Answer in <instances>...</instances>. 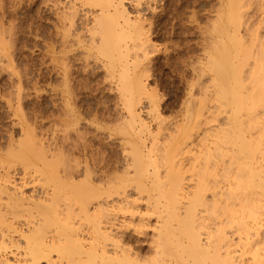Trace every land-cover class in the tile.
Masks as SVG:
<instances>
[{"label": "bare ground", "instance_id": "1", "mask_svg": "<svg viewBox=\"0 0 264 264\" xmlns=\"http://www.w3.org/2000/svg\"><path fill=\"white\" fill-rule=\"evenodd\" d=\"M152 1L6 0L10 15L33 10L37 46L36 68L17 72L12 50L7 75L18 98L28 69L32 89L50 75L52 135L48 148L21 133L8 151L45 194L0 172V264H264V18L246 15L250 0H218L199 68L209 80L196 100L190 83L180 116L167 119L146 82L153 35L193 21L195 0ZM3 16L0 60L5 39L14 48L18 38ZM99 72L113 102L92 108L82 92L97 91Z\"/></svg>", "mask_w": 264, "mask_h": 264}, {"label": "rangeland", "instance_id": "2", "mask_svg": "<svg viewBox=\"0 0 264 264\" xmlns=\"http://www.w3.org/2000/svg\"><path fill=\"white\" fill-rule=\"evenodd\" d=\"M2 1H1L2 3L1 2L0 3L1 4L4 3L2 6L5 9L0 7V13H1L0 17L4 15L3 17L6 20V17H5V15H6L7 19L10 18V20H11L10 22H12L16 27L14 29L12 28L13 31L15 29H17V31L14 32L15 33L14 37L16 38V36H17L18 38L16 40L17 42H15V40H14V42L16 43V45L14 44V48L12 47L13 46L12 42H9L10 39L8 40V37H7L8 41H6V39H5V45L4 46L7 48L6 52H8V51L9 52H8V55L1 56V60H0V148H1L0 149V161L1 160L3 162L5 161L4 164H2V161L0 162V172L3 173L6 169H8V171L7 170L6 171L9 172L8 174H10V176H12L13 179H16L17 181L20 179H23L26 182V184L23 188L25 194H27V195L32 194L34 196H37L40 193H42V195H43V194H45V190H44L45 186H43L41 184L42 181L36 180V179H38L39 174L35 173L36 171H34V168H32L31 166H29V167L32 169H30L29 167L27 169H25L23 167L22 163H20L19 161L17 162L16 160H10V158L8 156V153H9L8 151L10 149H12V147H14L13 149H15V145H17L18 139L21 138V133H22V137H23V135L26 134L25 132H27V134H32L34 132L33 135L34 134L36 136L39 135V137L38 136L37 137L43 139L42 140L43 144H45V146L46 147L48 146V148H49L48 142H51L50 136L52 135L51 134L52 131H50V130H52V126H50L51 125V123H50L51 117L49 116L50 115V109H51L50 108L51 107V104H50V102H51V91H48V90H50L49 88H50L51 78H50V75L48 73H43L44 75H42V77H40L39 81H37L38 83L37 82L35 83L36 86L34 85V87H36V88L33 87V89H32L31 81H33V78H31V77H33V75H34L33 71H35V70L30 71V69L36 68V64H37L35 61L36 50H37V46L35 45V43H36L35 38L36 37H34L35 35L31 32V26H30V23H31L30 21H33V19H32L33 18V16H32L33 10L31 8H28V7L22 8V10L21 9L19 10L20 13H19V11L17 12L20 15H18L16 13L17 15L15 14L13 16V15L9 14L10 12L8 10H6V8H8V6L10 5L9 2L7 3L6 0H2ZM156 1H157L156 3H158V4L155 3V0H153L152 3L154 2L153 5H156V6L159 5V6H157V8H159L164 0H156ZM261 1H264V0H257V1L256 0H250V2L248 1L249 6H247V9H246L247 14L246 15H248L251 20L258 19V17L260 19L264 18V17H262V14H264V13H262V11H259L261 9V5H259V4H262ZM217 3H218V0H213V1L212 0H195L194 11L196 13H194L195 16L193 15L194 18L192 17L193 21L191 20V22H190L189 20L187 21V19L185 21V18H184V20L179 21V23L175 25V27H174L175 29L170 28V24H169V22H167L168 24L166 23L161 28L162 31L160 33H158L159 35L158 34H157V36L153 35V40H154V44H155L154 49L155 50H154V52H152L150 54L151 55L150 57L152 58V60L150 59V63L148 64V71H147L148 75H146L147 76L146 82H148L151 85V87L152 86H153V88L155 87L154 88L155 91L157 90L156 91L157 96L160 98L162 109L165 107L163 110L164 111L163 112L164 117H166V118L168 117L167 119L172 118L175 120L176 117L178 118L180 116L179 114L181 112V109L184 106L182 103H183L185 97H187L188 86L190 83L193 84V86H194V87L192 86V89H190V90L194 91V92L191 91V93L193 95L195 94L196 96L199 93V91L197 93L198 87L200 89L203 87L204 83L207 84L206 80L208 79L207 78L208 74L205 75L207 72H204V71L201 72L200 69H201V67H203V63L205 61L203 59V56L205 57V55L209 51V49H207V48L209 47L208 45L211 43V38L209 37V36H211L210 27H212L211 24L214 23L212 21L213 20L215 21L214 16L216 13L215 9L218 8V7H216V6H218ZM214 4H216V5H214ZM255 4H256V6H255ZM257 5H258V8H257ZM157 8H156V10H158ZM4 10L7 12H4ZM166 19H167V16H166ZM262 20H264V19H262ZM188 22H190V25ZM262 23H264V21H262ZM5 24H3L2 27H5L4 26ZM262 25H264V24H262ZM6 26H7V28H6V30H4V31H6L5 33H7L8 28H10L8 23L6 24ZM262 30H264V28H262ZM205 32H206V34H204ZM5 33L3 32V34H5ZM9 46L11 48H9ZM204 48H206V49H204ZM205 50H207V53H205L206 52ZM11 51H12V53L10 54ZM9 54H10V57L13 56L14 60H12V62H14V64H16V62H17V64H16L17 65L16 68H18V69H16L17 72H18V70H20L19 69L20 65L22 68L23 62L27 65L29 63L28 66H30L29 67L30 69H28L26 72L29 75L30 74H32V75L29 76L26 73L28 75L27 76L28 78H26V75H25V77L22 75V78H24L25 80L28 79L27 82L29 81L28 82L29 84H27L28 86L24 85V88H22L25 90H22L21 98L20 97L18 98V95L15 92V91H17V88L15 86L16 82L14 83V81L12 79L10 80V77L13 78V75H9V76L7 75L10 71V68H11V65H10V67L7 66L8 61L6 62V60L9 57ZM29 55H31L32 57ZM23 57L25 59L27 58V60H25ZM29 59H31V60L29 61ZM31 61H32L33 65H32ZM19 62H20V64H19ZM198 62H199V64H198ZM1 66L4 68H2ZM191 66H193V68H191ZM195 67L198 71L194 70V72H193V69H195ZM149 69H150V71H149ZM29 71L32 73H29ZM200 72H201L202 76L200 75ZM22 73H23V71L20 72L19 74H22ZM99 74H100V72H99ZM99 74L97 73L96 76L98 77ZM197 77H200V78H197ZM101 78L102 77L100 74V77L97 78L98 82L96 81L98 89L95 93L93 90H91L93 92L92 93L89 90V88L88 89L86 88L82 92L84 99L85 100L88 99L87 102L91 103L92 108H95V106L97 105L96 103L101 99L104 100L105 101L104 104L108 105V106H110L111 103L113 102V101H111L112 100L111 99L112 93L108 90V87H106V85L108 83H107V81L104 82L103 78H102L103 82H101ZM13 79H15V78H13ZM201 81L204 83L201 84ZM192 82H195V84ZM198 82L201 85H199ZM92 83L95 84V82H92ZM93 84H92V86H93ZM100 84H102V85L100 86ZM101 87H102V89H101ZM87 90L91 94H88L89 92ZM85 93H86V95H85ZM82 95H81V97H82ZM195 95L193 96V98L195 97ZM194 99L196 100V97ZM104 101H102V102H104ZM32 107H33V109H32ZM258 120H261V118H259ZM40 122H42V123H40ZM29 127H30V129H29ZM261 129H262V126H261ZM31 131H33V132H31ZM254 131H255V128L250 130L251 135H253V136L257 135V134H255L256 131L255 132ZM261 134H264V131H262ZM262 136H264V135H262ZM92 144H93L92 148H94V149L97 147L96 145H98V146L100 145V142H99L97 137H94ZM107 146L110 147V145H107ZM48 148H46V149H48ZM76 156H77V153L74 155V157L76 158ZM82 158L83 157H81V159ZM88 158L89 157H87V159ZM9 161H10V164L7 163ZM89 161H90L89 164H91L90 158L88 159V162ZM36 176H37V178H36ZM2 201H1L3 204L2 206H4V199ZM10 216L11 215L8 216L9 219L12 218ZM30 218L31 217L26 215V212H24V214L19 216V217H14V220H12V219L11 220L14 221V223L16 225L21 224L22 226L20 225V228H18L19 226H16L14 224L13 227L17 230L21 229V227L24 229V226L26 228V225H27L26 223H27L28 219H30ZM258 218L260 219V222H259L260 228H258L259 229L258 231L261 232V230H264V212L260 213ZM241 243H242V241H241ZM13 247H11V250L14 251L15 246H13ZM40 264H44V262H41Z\"/></svg>", "mask_w": 264, "mask_h": 264}]
</instances>
